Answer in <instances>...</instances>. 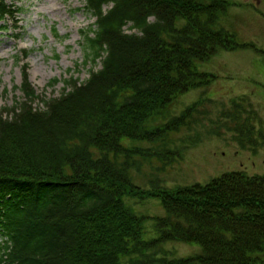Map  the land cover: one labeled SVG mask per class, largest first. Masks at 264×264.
I'll list each match as a JSON object with an SVG mask.
<instances>
[{
    "label": "trees",
    "instance_id": "1",
    "mask_svg": "<svg viewBox=\"0 0 264 264\" xmlns=\"http://www.w3.org/2000/svg\"><path fill=\"white\" fill-rule=\"evenodd\" d=\"M228 5L86 0L96 18L95 28L82 31L89 77L64 79L62 93L47 98L24 65L21 99L0 110L1 262L264 264V173L230 171L170 189L159 179L141 188L132 178L141 159L158 157L164 170L203 135L231 133L254 154L264 144V125L245 95L215 115L208 106L214 100L204 96L172 113L184 93L216 78L202 63L237 48L236 35L220 23ZM18 10L0 0V21ZM183 130L171 148L170 135ZM133 197L161 199L166 212L155 219L156 238L145 239L144 217L127 201ZM169 240L196 242L202 251L175 257L163 246Z\"/></svg>",
    "mask_w": 264,
    "mask_h": 264
},
{
    "label": "rangeland",
    "instance_id": "2",
    "mask_svg": "<svg viewBox=\"0 0 264 264\" xmlns=\"http://www.w3.org/2000/svg\"><path fill=\"white\" fill-rule=\"evenodd\" d=\"M227 13L221 18V25L236 34L237 48L220 50L203 62L202 70L214 72L217 77L206 87L194 88L184 93L172 105V113L179 114L187 105L201 96L210 97L215 104H209L213 114L223 104L245 94L253 103L264 125V19L261 3L257 0H227ZM19 10L14 18L0 21V110L9 107L22 92L23 67L28 66L32 85L39 94L47 98L59 96L65 85L64 79L89 77L91 64H84L86 49L82 31L95 28L96 18L86 7V0H8ZM257 6V8H255ZM127 32L133 30L126 27ZM242 44H245L242 45ZM28 50V56L24 51ZM100 64L96 68H99ZM59 82L53 86L55 79ZM35 106L44 107L36 102ZM187 131L170 135L171 148L181 144ZM203 141L183 150L182 156L164 170H158L163 161L158 157L141 159V171L132 170L134 183L141 188H150L151 179H159L161 185L173 188L176 185L207 184L216 177L230 171H245L249 175L264 173V144L257 154L242 149L226 133L223 138L204 136ZM132 144L150 148L153 143L136 141ZM160 144L155 151H159ZM136 213L144 217L145 239L157 237L156 217L165 214V208L158 197L147 199L127 198ZM2 237L0 235V254ZM164 248L175 257H191L201 253L199 243L166 241ZM264 254V253H263ZM0 264H8L0 261Z\"/></svg>",
    "mask_w": 264,
    "mask_h": 264
},
{
    "label": "flooded vegetation",
    "instance_id": "3",
    "mask_svg": "<svg viewBox=\"0 0 264 264\" xmlns=\"http://www.w3.org/2000/svg\"><path fill=\"white\" fill-rule=\"evenodd\" d=\"M257 3H259V0H257ZM260 3H261V14H262V17L264 19V0H260ZM255 8H257V6H255Z\"/></svg>",
    "mask_w": 264,
    "mask_h": 264
}]
</instances>
